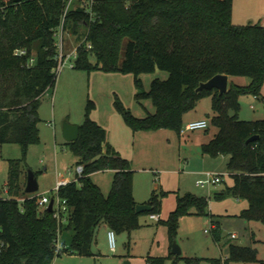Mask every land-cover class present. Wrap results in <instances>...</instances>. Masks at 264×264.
I'll use <instances>...</instances> for the list:
<instances>
[{
	"label": "trees",
	"instance_id": "obj_1",
	"mask_svg": "<svg viewBox=\"0 0 264 264\" xmlns=\"http://www.w3.org/2000/svg\"><path fill=\"white\" fill-rule=\"evenodd\" d=\"M69 0H0V145L18 144L22 158L9 160L7 198L0 187V264H52L63 253L94 255L98 228L105 224L115 233L140 227L133 195L134 171L128 159L107 143L106 130L90 118L95 108L86 105L79 138L66 142L83 166L81 175L60 186L53 199L65 201L66 211H49L38 205L40 195L25 192L22 162L31 144L39 141L40 98L54 90L58 73L56 31ZM233 0H93L91 8L72 7L64 18V31L85 42L77 48L73 68L132 73L135 98L152 101L155 112L135 117L118 98L117 110L133 132L168 129L181 134L183 117L198 101L211 96L210 123L217 135L202 145L212 158L228 156L226 169L232 184L215 195L246 199L248 207L237 217L264 222V120L238 118L239 98L259 96L264 84V25H236L232 21ZM81 27L83 30L81 31ZM127 41L123 60L121 49ZM92 45L87 49L86 43ZM24 49V56L14 50ZM90 56L95 58L92 63ZM34 62L29 64V60ZM156 68L168 72L166 80L154 79L142 91L139 76ZM218 74L247 76V85L229 84L219 95L216 89L197 91L198 86ZM233 113V114H232ZM252 136L255 141L247 143ZM114 171L108 195L91 179L94 172ZM166 193L153 190L147 204L159 213ZM24 201L19 202L18 197ZM177 206L164 222L172 242L183 215H206L215 224L214 239L220 242L219 225L207 210L208 199L192 193L177 197ZM63 220L67 225L63 226ZM71 232L68 246L57 247V238ZM225 264L258 261L256 249L224 243ZM171 264H186L191 258L169 253ZM150 264H165L166 258L147 257ZM264 264V260L260 261ZM220 264L219 260H214Z\"/></svg>",
	"mask_w": 264,
	"mask_h": 264
},
{
	"label": "rangeland",
	"instance_id": "obj_2",
	"mask_svg": "<svg viewBox=\"0 0 264 264\" xmlns=\"http://www.w3.org/2000/svg\"><path fill=\"white\" fill-rule=\"evenodd\" d=\"M250 2L254 23L264 25V7L262 9L258 7V0H250ZM80 30L82 31L83 28L81 27ZM82 41L83 38L78 39L71 30L63 33L64 54L67 56L64 65L59 69L54 90L47 91L40 98L38 110L40 138L37 143L30 145L22 162V181L25 182L28 171H32L39 186L36 194L52 197L56 195L55 189L59 180L75 179L77 157L64 140L62 126L64 122L80 126L84 121L86 105L90 100L95 104L90 118L106 130L107 143L118 150L122 157L134 161V167L139 170L133 177L135 200H147L155 187L157 193L161 191L166 193L161 198V209L158 213L161 220L165 222L168 219L171 211L178 204L177 197L186 193L205 196L209 202L207 210L215 215L240 214L247 208L249 205L246 199L230 196L216 201L212 195L216 190L220 191L232 184V178L226 169V157L221 155L218 158L203 157L200 149L194 147V143L188 146L178 143L175 132L171 135L172 142H168L167 138L170 137L167 135L168 130L152 132L151 135L135 136V132L117 110L115 100L118 98L132 115L139 118L155 112L152 101L150 98L136 100L132 73L106 72L100 69L86 71L73 68L74 59L68 58V54L72 53ZM127 41L126 39L122 45L120 61L123 60ZM90 60L92 63L96 61L93 56H90ZM139 78L142 82V91L148 92L152 81L166 80L168 72L156 68L154 72L143 73ZM231 81L234 84L247 85L250 83V78L232 76ZM239 103L238 118L240 120H264V84L259 96H240ZM209 104H211L209 98L202 99L201 103L196 105L197 107L189 111V116H194L196 112L203 110L210 111L211 115ZM251 105L254 108H251ZM208 127V132L191 131L186 136L189 135L192 138L197 135L206 136L217 129L212 123H209ZM21 158L20 145H0V187L3 196H5L8 161ZM154 170L157 171V175ZM174 170L176 172H173ZM207 172L220 173L224 177V182L196 188V181L205 178L206 176L202 173ZM91 179L101 187L105 195L109 193L113 180L112 172L108 170L94 172ZM149 215L142 213L139 218L140 227L130 233H115V251H111L109 247L106 229L100 228L97 242L93 247L95 253H100L97 263L112 264L109 258L114 257L113 255H117L118 258L119 255H125L126 260L131 264H146L148 256L166 258L165 264H171V260L167 258L171 253L168 228L162 221H151ZM228 222L222 227L221 243L231 240L238 245L252 246L256 249L258 257V261L230 262L229 264H261L260 261L264 260V222L240 217L230 219ZM66 225V220H63V226ZM210 226V219L206 215H183L179 218L174 241L181 248V257L192 259L190 264H215L214 260L221 262L222 259L228 258L226 247L215 242L214 231L210 229ZM231 234H235L236 238L232 239ZM70 236L69 230L64 229L61 233L62 241L70 242ZM64 256L59 255L56 258H65ZM180 264H186L185 260H182Z\"/></svg>",
	"mask_w": 264,
	"mask_h": 264
},
{
	"label": "crops",
	"instance_id": "obj_3",
	"mask_svg": "<svg viewBox=\"0 0 264 264\" xmlns=\"http://www.w3.org/2000/svg\"><path fill=\"white\" fill-rule=\"evenodd\" d=\"M259 1V3H258V7L260 8V9H262L263 7H264V0H258ZM252 6H251V2H250V0H233V7H232V21H233V23L234 24H236V25H245V24H249V23H254V17H253V11H252ZM262 25V24H261ZM69 54H71V53H69ZM230 83H234V82H232L231 81V76H228V88H229V84ZM206 98H209L210 99V102H211V104H209V106H210V108H211V106H212V100L213 99H211V96H208V97H205V98H203V99H206ZM201 101H202V99L201 100H199L198 101V103H197V105L199 104V103H201ZM197 107V106H196ZM191 112V111H190ZM190 112H188L185 116H184V118H183V123H184V125L186 124V123H188V122H190V121H194V120H200V119H206L207 121H208V124L210 123V118H211V116H212V108H211V115L209 114V112L210 111H207V110H203V111H201V112H196V114L194 115V116H189L190 114ZM183 125V126H184ZM209 126V125H208ZM162 130H168V129H160V130H157V131H139V132H135V136L137 135H151V133L153 132V133H156V132H160V131H162ZM204 132H208L209 131V127L207 128V129H205V130H203ZM174 131H171V130H168V132H167V135L169 136L170 135V137H168L167 138V141L168 142H172V140H171V135H172V133H173ZM217 132H218V129H216V131H213L211 134H208V135H206V134H204V135H206V136H202V135H197V136H195V137H190L189 135H187L186 136V134L188 133V132H186V133H184V134H178V133H176V134H174L175 135V137L177 138V140H178V143H182V144H184V146H188V145H190V144H193L194 143V147H197V148H199L200 149V152H201V154L203 155V157H209V158H212V157H210L209 155H206V154H203L202 153V150H201V148H202V145H204V144H206V143H209L212 139H214V137L217 135ZM107 135V134H106ZM113 149H115L114 147H113ZM116 150V149H115ZM118 153H119V151L118 150H116ZM120 154V153H119ZM221 156H224V155H221ZM224 157H226L227 158V162H228V159H229V157L228 156H224ZM218 158V157H217ZM77 160H78V158H77ZM77 160H76V162H77ZM129 162H130V166H131V168H132V170L134 171V174H135V172L136 171H139L137 168H135L134 167V165H133V162L134 161H130L129 160ZM227 162H226V164H227ZM105 170H108V171H110V172H112V174L114 175V171L113 170H111V169H105ZM101 171H103V170H101ZM181 171H182V169H181ZM97 172H99V171H97ZM173 172H176L175 170L173 171ZM183 172V171H182ZM154 173L157 175V171L156 170H154ZM159 173L161 174V171H159ZM218 174H220V173H218ZM202 175L204 176L205 175V173H202ZM221 175V174H220ZM76 176V175H75ZM222 176V181L220 182V183H222V182H224V177H223V175H221ZM134 177V176H133ZM206 178V177H205ZM205 178H203V179H205ZM68 180V182H70V181H73V180H69V179H67ZM199 180H202V179H199ZM199 180H197L196 181V184H195V186H196V188H204V187H206V186H208V185H204V186H199L198 184H197V182L199 181ZM95 184V183H94ZM98 185V184H97ZM99 186V185H98ZM100 187V186H99ZM227 186H225L222 190H220V191H215L212 195H213V197H214V199H216L215 198V195L216 194H218V193H220V192H222V191H224V189L226 188ZM100 189H101V187H100ZM153 190H155V191H157V188L155 187ZM152 190V191H153ZM101 191H102V189H101ZM152 191H151V193H152ZM210 193L212 192V191H209ZM102 193L104 194V192L102 191ZM134 193V192H133ZM192 194H194V193H192ZM42 195V194H41ZM105 195V194H104ZM108 195V194H107ZM134 195V194H133ZM150 196H151V194H150ZM197 196V195H196ZM199 197H205V196H203V195H201V196H199ZM18 198H20V199H22L23 198V196L22 195H20V197H18ZM150 198V197H149ZM148 198V199H149ZM148 199L146 200V199H143L142 201H137V200H135L136 202H137V204H147V201H148ZM225 199V198H224ZM217 200H222V199H216V201ZM209 204V203H208ZM246 209V208H245ZM175 210V209H174ZM244 210V209H243ZM172 212V211H171ZM214 216H215V218H216V220H217V223H218V225H219V231H218V233H220V236H221V240H222V227L224 226V225H226L227 223H229L228 221H230V219H235V218H237V216L239 215V214H231V215H228V213L226 214V215H215V214H213ZM159 218H161L160 216H159ZM210 219V218H209ZM151 220V219H150ZM160 221H156V220H151V221H153V222H161V221H163V220H161V219H159ZM100 228H104V229H106V231H107V236H108V232L110 231V229L105 225V224H103V225H101L99 228H98V230H97V234H98V231H99V229ZM97 234H96V242H97ZM109 237V236H108ZM108 237H107V241H108ZM213 238H214V236H213ZM252 238H253V234H252ZM220 240V242H216V243H218V244H220V245H223L224 246V243L226 242H223V243H221L222 241ZM59 244L61 245V246H68L69 245V242H65V240H63L62 241V237H61V235H60V237H59ZM96 244V243H95ZM94 244V245H95ZM94 247V246H93ZM94 251V250H93ZM99 252H97V253H95L94 252V255H92V256H80V255H77V254H70V253H63V254H61V255H65L64 257L65 258H60V257H58V258H56L55 257V259H54V261H53V263L52 264H92L93 262H94V264H98L97 263V261L99 260L98 258H99ZM59 256V255H58ZM114 257H112V258H109L110 259V261H112V264H123V262L127 259L126 257H125V255H119V258H118V256L117 255H113ZM149 257V256H148ZM108 259V260H109ZM147 259V258H146ZM131 264V263H130Z\"/></svg>",
	"mask_w": 264,
	"mask_h": 264
},
{
	"label": "built area",
	"instance_id": "obj_4",
	"mask_svg": "<svg viewBox=\"0 0 264 264\" xmlns=\"http://www.w3.org/2000/svg\"><path fill=\"white\" fill-rule=\"evenodd\" d=\"M72 4H74V6H81L82 8L83 7H86L88 8V10L91 8L92 4H93V0H69L66 4V7L64 8V13L62 15V21H61V24L57 31H56V34H55V37H56V46H57V50H58V55H57V59L58 60V68H57V73L59 72V69H61V67L64 65L65 63V59H66V56L67 54H64V42H63V33L65 32L64 29H63V25H64V18L67 14V12L72 8ZM73 6V7H74ZM0 9H2V7L0 6ZM85 42V38H83V41L82 43ZM80 43V44H82ZM78 44V46L80 45ZM78 46L75 48V50L71 53V54H68V58L69 57H72L74 60L76 58V55H77V48ZM86 47L87 49H91L92 48V45L87 42L86 43ZM26 54V51L24 49H16L14 50V55L16 56H24ZM34 62V58L32 57L30 60H29V64H32ZM73 67V66H72ZM251 108H254L253 105H251ZM208 121L206 119H200V120H194V121H190L188 123H186L180 133L181 135L186 133V132H191V131H197V130H205L208 128ZM76 174L77 175H81L82 172H83V166L82 165H78L77 168H76ZM205 176L206 178L205 179H202V180H199L197 182V184L200 186H204V185H215V184H219L221 181H222V176L220 174H214V173H210V172H207L205 173ZM66 183H69L67 179H61L57 182V186H56V189L55 191L57 192L58 188L60 186H63L65 185ZM3 193V192H2ZM7 187L5 188V191H4V195L6 196L7 198ZM3 196V195H2ZM4 196V197H5ZM20 203H22L24 201V198L22 199H18ZM52 200V197H49V196H46V195H40V198L38 200V205L39 207L41 208H47L50 201ZM59 199L56 198L54 200V204H53V208L56 209V216L59 218L60 216V209L62 212H65L66 211V207H65V201H62V206H60L59 204ZM150 219L151 220H156V221H160L159 219V215L157 213H153V214H150L149 215ZM211 223V222H210ZM215 227L216 225L215 224H212L211 223V226H210V229L211 230H215ZM205 232H208V230H205ZM108 244H109V247L111 249V251H115V248H116V242H115V232L114 231H109L108 232ZM60 237V236H59ZM59 237L57 238V247H60L61 245L59 244ZM232 239L233 238H236V235L235 234H231L230 236ZM225 260L226 258L222 259L220 264H225ZM146 264H150L149 261L146 260Z\"/></svg>",
	"mask_w": 264,
	"mask_h": 264
},
{
	"label": "water",
	"instance_id": "obj_5",
	"mask_svg": "<svg viewBox=\"0 0 264 264\" xmlns=\"http://www.w3.org/2000/svg\"><path fill=\"white\" fill-rule=\"evenodd\" d=\"M203 89L206 90L216 89L219 92V95L225 94L228 91V75L226 74L215 75L207 82L204 83L202 82L196 90L201 91ZM62 134L66 142L76 141L79 138V125H72L67 122H64L62 126ZM256 139H258V136H252L247 140V143L255 141ZM25 182H26L25 192L27 194H33L38 191L39 189L38 181L35 177V174L32 171H28L27 180ZM54 200L55 199L52 198V200L50 201L47 207L49 211H52L53 209ZM151 210L152 207L149 206L148 204L136 205V213L138 214L144 212H150ZM171 253L177 256H181L182 254L181 248L176 244L175 241L172 242ZM123 264H130V262L125 260Z\"/></svg>",
	"mask_w": 264,
	"mask_h": 264
}]
</instances>
